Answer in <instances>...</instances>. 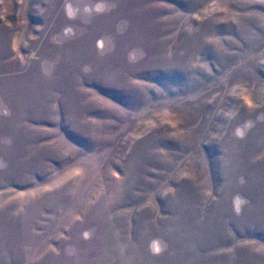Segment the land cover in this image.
<instances>
[{
	"label": "rangeland",
	"instance_id": "1",
	"mask_svg": "<svg viewBox=\"0 0 264 264\" xmlns=\"http://www.w3.org/2000/svg\"><path fill=\"white\" fill-rule=\"evenodd\" d=\"M0 264H264V0H0Z\"/></svg>",
	"mask_w": 264,
	"mask_h": 264
},
{
	"label": "clouds",
	"instance_id": "2",
	"mask_svg": "<svg viewBox=\"0 0 264 264\" xmlns=\"http://www.w3.org/2000/svg\"><path fill=\"white\" fill-rule=\"evenodd\" d=\"M236 135L237 136H243V132L241 129H237L236 130ZM248 203V201L240 196V195H237L234 197L233 199V209H234V212L239 215L242 210H243V207ZM87 233H85V237H87ZM151 250L153 253L155 254H159L161 251H162V248L160 247V244H159V241H154L153 242V245L151 247Z\"/></svg>",
	"mask_w": 264,
	"mask_h": 264
}]
</instances>
